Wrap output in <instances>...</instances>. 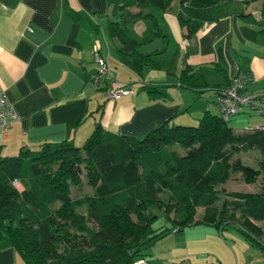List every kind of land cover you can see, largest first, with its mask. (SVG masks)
I'll list each match as a JSON object with an SVG mask.
<instances>
[{"label": "trees", "instance_id": "1", "mask_svg": "<svg viewBox=\"0 0 264 264\" xmlns=\"http://www.w3.org/2000/svg\"><path fill=\"white\" fill-rule=\"evenodd\" d=\"M258 1L256 18L246 9ZM173 3L187 39L229 16L250 21L264 33V0H108L107 34L119 61L138 77L145 67L173 74L177 51L161 56L170 36L151 10L165 12ZM139 18L150 22L146 43L160 39L162 50L143 49L145 41L132 29ZM141 81L138 90L150 96H164L170 86ZM177 81L183 88L214 94L231 84L228 76L209 84L188 64ZM230 118L207 110L197 125L162 124L142 137L112 132L98 121L80 146L71 139L44 141L0 157V249L12 247L21 264H134L144 259L146 244L174 229L210 224L220 233L234 224L264 254V182L255 192L225 188L237 173L245 183L264 176V129L238 132ZM249 151L263 157L256 168L240 159ZM82 177L92 193L72 198L71 187ZM198 208L203 209L200 220L195 218ZM161 212L169 226L153 227Z\"/></svg>", "mask_w": 264, "mask_h": 264}, {"label": "crops", "instance_id": "2", "mask_svg": "<svg viewBox=\"0 0 264 264\" xmlns=\"http://www.w3.org/2000/svg\"><path fill=\"white\" fill-rule=\"evenodd\" d=\"M251 5L246 11L258 18L260 5L250 9ZM175 11L173 3L157 17L169 36L172 32L173 49L183 48L172 66L173 74L145 67L138 77L119 61L107 34L108 0H0V88L16 115L0 145V157L17 154L22 145L36 148L44 141L71 139L80 146L98 121L112 132L142 137L162 124H195L207 110L219 114L214 90L199 93L178 85L179 70L186 64L204 77V69L221 76L209 84L222 83L225 76L231 78L235 68L248 71L252 80L245 89L264 91V33H259L250 21L229 16L205 24L187 39ZM170 42L171 38L161 56L171 53ZM95 43L107 58L111 80L128 85L132 92L109 99L103 87L108 84L95 85L91 81L96 72ZM147 45L143 48L147 52L163 49L160 39ZM139 80L170 86L164 96H150L136 88ZM255 123L264 125V120ZM204 225L211 226L205 237L228 254H216L217 263L232 264L234 260L235 264H264L262 250L236 229L224 227L219 233L213 225ZM224 230L231 242L223 237ZM262 238L264 242V233ZM242 249L247 254L241 253ZM19 259L12 247L0 249V264H21ZM158 260L151 258L146 263L161 264Z\"/></svg>", "mask_w": 264, "mask_h": 264}, {"label": "rangeland", "instance_id": "3", "mask_svg": "<svg viewBox=\"0 0 264 264\" xmlns=\"http://www.w3.org/2000/svg\"><path fill=\"white\" fill-rule=\"evenodd\" d=\"M257 4L253 3L250 6V9L255 8ZM260 5V1H258V5ZM158 14L161 10L158 9H151ZM133 32L140 37L142 41H147L150 38V22L145 19H136L132 24ZM170 30V29H169ZM170 50L174 47L173 42V34L170 31ZM155 40V39H153ZM158 40V39H157ZM157 42V41H155ZM146 43V48L148 45ZM183 53V48L180 46L178 47L177 54L174 58V64L177 62L178 57L181 56L180 54ZM166 57V56H165ZM181 69V68H179ZM180 72V70H179ZM203 73L205 74V78L208 83L215 82L220 80L221 76L212 71L211 69H204ZM232 77V75H231ZM133 85V83H131ZM138 88V86H136ZM256 120H264L263 115H253L251 112L247 113H238L230 118L228 123L234 128V130L238 132L248 131L249 127H256L257 123ZM198 121L195 124H183V125H197ZM16 155V154H14ZM13 156V155H12ZM240 159L243 163L248 164L252 167H258V162L263 160V157L257 151H249L247 153H241ZM264 182V176L261 175L255 182L253 183H245L240 174H234L231 178L227 181L225 188L227 190H239L245 192H253L257 191L261 184ZM19 189H22V185H17ZM92 193V188L86 184L85 178L82 177V183L78 186H72L70 196L72 198L90 194ZM82 210V209H80ZM202 208H198L195 218L199 219L200 214H202ZM200 220V219H199ZM157 226H169V222L165 213L161 212L158 219L153 224V227ZM227 228H231L229 230H235L234 224L227 225ZM211 228V226L200 224V225H190L185 227L183 230L177 231L174 229L167 235L159 238L152 243L146 244L143 248L144 252V259L147 263L150 262L151 258H158L161 264H181L183 262H187L190 264H208L213 262H218L216 259V254L220 256L227 257L228 254L224 251L221 245L217 243H213L210 241L209 238L205 237L206 230ZM235 232V231H234ZM223 237L230 241V238L226 235V230L223 231ZM257 250V249H255ZM248 252V251H247ZM245 250H241V253L247 254ZM207 259V261L205 260ZM20 260V259H19ZM21 261V260H20ZM232 264H235V261L232 260Z\"/></svg>", "mask_w": 264, "mask_h": 264}, {"label": "built area", "instance_id": "4", "mask_svg": "<svg viewBox=\"0 0 264 264\" xmlns=\"http://www.w3.org/2000/svg\"><path fill=\"white\" fill-rule=\"evenodd\" d=\"M186 43V41H184ZM93 59L96 64V72L91 77V81L95 85L107 83L105 95L109 99H117L121 95L132 92L131 87L125 84L111 80L110 67L107 58L99 53L98 43L93 46ZM252 80V75L248 71H241L235 68L231 77V84L220 88L214 94V103L220 110L221 116L228 119L231 116L238 114L243 109L255 115H264V93H252L244 88L246 84ZM16 118L15 111L7 99L5 92L0 88V144L6 138L8 129L12 121ZM264 129V125L251 127L249 130ZM15 186L20 183L17 180L13 181ZM18 187V186H17ZM134 264H147L143 258L137 259ZM181 264H190L183 262ZM208 264H219L217 262Z\"/></svg>", "mask_w": 264, "mask_h": 264}]
</instances>
